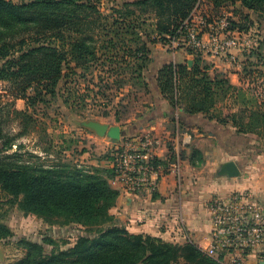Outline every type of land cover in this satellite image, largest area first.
Masks as SVG:
<instances>
[{"label":"trees","instance_id":"trees-1","mask_svg":"<svg viewBox=\"0 0 264 264\" xmlns=\"http://www.w3.org/2000/svg\"><path fill=\"white\" fill-rule=\"evenodd\" d=\"M100 1L20 0L15 3L14 0H0V81L11 83L12 98L23 100L32 107L41 100L43 93L56 95L66 56L77 67L96 59L95 41L85 34L83 26L100 15L95 6ZM120 1L125 18L135 16L130 9L133 7L151 11L157 21V33L165 35L167 45L173 39L185 38V23L190 20L198 2ZM207 1L216 8L238 3L247 11L264 16V0ZM116 12L120 14L121 11ZM244 19L246 21L248 17ZM230 24L231 30H242L239 23ZM69 31L75 33L74 38L69 39ZM107 44L112 41L109 39ZM260 48L259 42L251 54L258 53ZM186 52L193 57L190 69L187 64L169 63L163 65L155 77L160 95L172 111L181 110L177 121L171 114L172 126H167V130L174 131V124L181 125L184 116L202 114L219 125L230 124L240 134L264 136V111L243 108L233 113L222 110L220 101L232 93L242 96L243 91L220 74L211 77L202 53L191 49ZM148 53L146 45L142 44L134 51L133 58L144 64ZM30 90L33 97H28ZM14 115L24 116L19 112ZM72 144L70 140L64 151H69ZM166 148V161L156 160V164L164 167L174 161L170 143ZM12 150L13 140L4 139L0 129V191L10 197V202L24 216L34 215L51 226L77 225L83 230V235L66 250L54 248L49 254L44 252L42 245L21 240L18 245L24 250V257L13 264H177L180 260L183 264H220L192 244L179 246L149 236L129 234L109 214L119 193L110 185L114 174L108 167L85 169L60 161L47 166L36 165L24 161L18 152L5 155ZM179 156L195 169L205 164L204 154L198 149L192 148L188 156L185 152ZM10 236L9 230L0 222V241ZM44 242L50 246L54 244L51 240Z\"/></svg>","mask_w":264,"mask_h":264},{"label":"rangeland","instance_id":"rangeland-1","mask_svg":"<svg viewBox=\"0 0 264 264\" xmlns=\"http://www.w3.org/2000/svg\"><path fill=\"white\" fill-rule=\"evenodd\" d=\"M14 2L20 3V0ZM122 3L120 0H101L95 4L100 15L85 23L83 31L95 41L96 59L77 67L66 56L55 96L43 93L34 106H27L25 101L12 98L11 83L0 81V129L4 139L13 140V150L5 155L18 152L24 161L36 165L47 166L60 161L78 168H105L116 144L106 136L99 137L88 124L117 127L126 135L129 125L156 111L153 83L162 67L163 57L171 50L163 38L165 35L157 33V21L151 11L133 7L130 9L135 16L125 18ZM243 15L238 5L216 8L212 2L202 0L193 13V23L197 25L200 17L207 23L226 18L233 24L239 23L243 31H249L259 39L261 48L258 53H239L243 55L240 70L245 69L240 72L244 82L240 88L243 95L232 93L220 101L219 107L264 111V16L252 13L245 21ZM67 35L69 39L75 37L72 31ZM109 39L112 44L108 45ZM142 44L149 50L144 64L133 58L134 51ZM209 55L211 59L228 58L227 54L220 57L217 53ZM33 95L30 90L28 97ZM15 112L24 116H15ZM70 140L73 141L70 150L64 151ZM257 140V147L264 152V136ZM0 222L11 233L10 237L0 241V264H13L24 257V250L18 245L21 240L40 244L49 254L54 248L66 250L83 235L77 225L51 226L34 215L24 216L1 191ZM45 240H51L53 246L47 245ZM177 264L183 262L180 260Z\"/></svg>","mask_w":264,"mask_h":264},{"label":"crops","instance_id":"crops-1","mask_svg":"<svg viewBox=\"0 0 264 264\" xmlns=\"http://www.w3.org/2000/svg\"><path fill=\"white\" fill-rule=\"evenodd\" d=\"M237 5L240 6L238 3L226 6ZM240 9L244 12L243 18L252 14L241 6ZM234 17L238 19L235 14ZM204 56L202 60L209 67L208 74L211 77L220 74L237 89L243 86L244 82L240 77V72L243 73L240 70V58L243 55L238 51L231 50L227 56L235 57L239 66H232L229 58L211 59V56ZM188 61L193 64V57L187 54L186 49L177 48L163 57L161 65L187 64ZM153 90L156 94V111L129 125L124 136L132 138L152 133L161 137L165 143L173 145L174 161L170 164L174 165L178 159V167L157 177L158 187L153 193H120L109 214L129 234L149 236L179 246L192 244L204 252L210 244L211 224L207 210L209 201L236 192H246L254 200L264 201V152L257 147L259 143L255 134H240L230 124L219 125L208 121L202 114L184 116L181 125L174 124V131L167 130V126H172L171 114L175 117L181 110L172 111L169 103L160 95L155 79ZM228 107L227 111H238ZM225 109L222 108L226 111ZM192 148L204 154L205 164L199 169L192 168L186 160L179 158L182 152L188 156ZM166 153V144L156 152L159 159H163ZM230 161L239 167L240 177H217L219 166ZM263 262L264 253H256L249 255L243 264Z\"/></svg>","mask_w":264,"mask_h":264},{"label":"built area","instance_id":"built-area-1","mask_svg":"<svg viewBox=\"0 0 264 264\" xmlns=\"http://www.w3.org/2000/svg\"><path fill=\"white\" fill-rule=\"evenodd\" d=\"M202 0H198L190 20L186 24V36L181 40H171V50L182 47L202 53L228 55L231 50L239 53L254 52L259 46V39L249 31L231 30L228 19L217 23H207L200 17L194 25L193 13ZM204 37L206 40H204ZM232 66H239L233 56L228 57ZM177 121L178 116H175ZM121 145H115L108 160V168L114 177L110 181L113 189L120 194L136 195L143 191L155 192L158 187L157 177L174 165L167 167L156 164V152L167 143L152 133L136 137L120 138ZM119 141V142H120ZM173 150V145L170 144ZM168 153V151H167ZM166 161V155L163 157ZM207 210L210 217V244L204 253L220 264H243L251 254L264 253V201L254 200L246 192L232 193L225 197H216L209 201Z\"/></svg>","mask_w":264,"mask_h":264},{"label":"water","instance_id":"water-1","mask_svg":"<svg viewBox=\"0 0 264 264\" xmlns=\"http://www.w3.org/2000/svg\"><path fill=\"white\" fill-rule=\"evenodd\" d=\"M192 62L188 61L187 66L191 67ZM88 127L92 129L99 137L106 136L112 143L117 144L124 133L117 127L108 128L107 126L99 125L96 123H89ZM217 177H226L229 179H236L240 177L239 167L232 161L223 163L219 166L216 172ZM260 264H264L260 263Z\"/></svg>","mask_w":264,"mask_h":264}]
</instances>
